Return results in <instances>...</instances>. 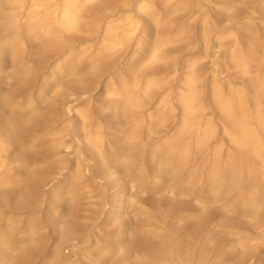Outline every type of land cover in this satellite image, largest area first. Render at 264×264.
Segmentation results:
<instances>
[{
  "label": "bare ground",
  "instance_id": "1",
  "mask_svg": "<svg viewBox=\"0 0 264 264\" xmlns=\"http://www.w3.org/2000/svg\"><path fill=\"white\" fill-rule=\"evenodd\" d=\"M186 11L193 12V24L182 21ZM27 40L40 43L42 70L19 67ZM184 42L198 50L181 76L173 77L177 70L157 73L172 58L168 48ZM129 48L128 60L120 61ZM262 50L264 0H0V189L33 173L37 164L18 147L27 134L37 139L47 131L51 173L33 187L48 203L47 226L55 235L47 247L33 240L41 231L35 219L17 234L8 220L0 227V264H30L35 251L46 250L39 264H264ZM7 52L13 74L4 66ZM206 59L213 69L202 68ZM230 70L241 84L224 86L220 75ZM84 72L94 78L92 87ZM30 76L39 79L37 98L20 106L4 86ZM62 79L73 81L64 85ZM169 79L178 86L161 93ZM101 86L107 103L100 110L109 117L99 120L93 118V93ZM209 108L218 120L206 114ZM117 119L123 122L119 138H109L107 122ZM143 135L156 141L148 157L141 147L135 151ZM196 153L208 155L204 178L190 166ZM193 175L210 192L193 199V226L184 220V202L171 206L180 220L148 215L139 195L160 187L174 203L189 197ZM257 175L261 182L245 191L242 182ZM83 195L88 204L81 213L90 225L63 222L78 214L72 204ZM64 203L71 205L66 217L59 210ZM213 205L219 216L209 213ZM122 214L148 220L123 221ZM215 230H228L233 239L210 249Z\"/></svg>",
  "mask_w": 264,
  "mask_h": 264
},
{
  "label": "rangeland",
  "instance_id": "2",
  "mask_svg": "<svg viewBox=\"0 0 264 264\" xmlns=\"http://www.w3.org/2000/svg\"><path fill=\"white\" fill-rule=\"evenodd\" d=\"M212 8L207 3L204 4V7ZM193 12H184L181 13V19L182 21L190 20V22H194L195 18L192 16ZM26 47L20 51V54L22 55V59L24 60L20 64V68H24L29 65L32 68L42 70L45 64L46 56L42 55V48L40 46V43L38 41H31L27 40ZM198 48H195L193 44L182 43L179 46L168 48V52L172 55L171 60L166 64V66L161 65L156 67L155 69L157 73L165 72L170 73L172 71H176L175 75L173 77H176L178 79L179 76L183 73V68L185 66V60L188 59V57L191 56V54L196 53ZM132 52V48H129L127 50V53L123 54V57L120 59V61H127L130 57V54ZM261 54H264V50L261 51ZM50 57V56H48ZM121 57V55H119ZM54 60V59H53ZM52 60V61H53ZM211 59H206L202 62V68L204 70L206 69H213L214 64L211 62ZM4 66L7 69V73L13 74L14 70V62L11 58V55L9 52H7L4 56ZM221 71V70H219ZM46 71H42L40 74H43ZM84 77V82L86 85L92 87L94 84V78L90 76L88 73L84 72L82 74ZM220 79L223 80V84L225 87H227V81L231 80L232 82L236 84H241V81L236 78L232 72L225 71L224 74L220 75ZM71 79H62L61 82L64 85H68L69 82H72ZM105 81V78L101 79V83L103 84ZM73 83H76L74 81ZM177 82L174 80L169 79L163 89L160 91L169 93L168 90L173 88L175 89L177 87ZM39 87V79L37 77H29L26 82H22L19 80H12L9 83L5 84L4 90L8 93H15V100L18 102V105L25 106L27 102L29 101H35L37 98V90ZM208 88V87H207ZM55 88L54 86L50 88L48 92V96L51 97L53 95ZM210 93V88L207 90L206 98H208ZM160 94V93H159ZM175 94H173V97ZM93 97L95 100V104L93 107V118L94 119H102V118H108L109 114L102 113L101 108L107 103V101L103 98L102 95V86L96 90L93 93ZM37 105V104H36ZM208 105H210V102H208ZM39 108L41 111L45 110L46 104H40ZM4 112L9 114V109H5ZM206 114L212 115L216 120H218L216 112L212 108H209L206 112ZM19 123H22L20 120ZM122 119L117 120H109L107 122V125L109 126L107 129L108 137H114L119 138L118 131L120 130V126L122 125ZM171 125H176L175 123ZM48 134L47 131H43L40 134H36L35 136H38L37 139H35L34 135L27 134L28 137L23 139V143H21V147H18V151L26 156L28 161L30 163H36L37 167L33 170V173L30 172L29 175H25V173H22V180L15 185L2 188L0 189V227L5 228L8 224V220H11L13 222V229L14 234L25 232V227L27 223L30 220H34V224L41 230L37 236L33 239L35 242H45L47 243V247H50L52 241L55 238V235L53 234L52 228L48 227V220L46 219V211L48 208V203H43L42 193H40L38 190L34 189L33 187V181L41 176H45L49 173H51L48 169L51 166V155L49 153V147H50V141L51 139L46 137ZM146 136L143 135L141 142H138L136 146V152H142L141 148L144 150L145 157H148L150 154L154 144L156 141H147L145 138ZM125 149L129 148V145L123 144ZM141 147V148H139ZM208 159L207 153H196L195 157L193 158V163L190 165L191 167L195 166V168H198L200 173L203 172V178L207 174V165L204 166ZM151 165V164H150ZM181 179V178H179ZM261 182V178L257 175L255 178H246L241 184V187L246 191L249 187H251L255 183ZM160 187H154V188H148L145 194L139 195L142 205L147 209V213L150 217L152 216H162V215H170L169 220H180L181 214L178 212H174V207H171L172 204H177L178 202H184L189 205V213L187 215H184V220H192V224L189 221V227L192 225L194 219L192 218V211H191V203L194 204L193 199L194 198H208L209 197V190L208 185L204 183L203 180L199 179V176L193 175L189 177V197L179 199V201H173L174 203L169 201L168 196L164 192H158ZM91 191L93 192V195H97L96 186H92ZM118 189H114L113 192H117ZM111 193L108 192V194L105 196L106 199L110 198ZM86 195L78 197L77 201L72 204L73 207L75 205V209H77V215L75 217L67 218V220H64L63 222H70L73 225H78L80 227L84 223H88L86 225H90L88 221H84V215L81 213L85 206L88 204V201H86ZM158 204L161 205V207H158ZM57 204H55L56 206ZM62 215L65 217L68 215V213L71 210L70 204H63L62 207L59 209ZM176 211V210H175ZM219 211L217 206H210L209 213H213L216 216H219ZM231 217L234 220H238L237 215H231ZM120 220L126 221V220H148V218H136L132 214L131 215H125L122 214ZM240 220V219H239ZM62 222V223H63ZM67 224V223H66ZM43 228V229H42ZM113 227L109 228V232H112ZM216 231V230H215ZM11 232V231H9ZM13 234V235H14ZM215 238L212 243H210V249H218L219 247L224 246L225 244L229 243L233 239V237L230 235L228 230H218L215 232ZM13 237H17L16 235ZM23 242L26 241V239L22 240ZM30 248V246H29ZM263 249H261L260 252H262ZM46 251H40V252H34L33 255L35 258L31 259L30 264H39V257L40 255L46 254ZM65 254L68 256L71 254L70 249L65 250ZM15 261L20 262V257L15 255L14 256ZM34 259V260H33ZM264 261V259H263Z\"/></svg>",
  "mask_w": 264,
  "mask_h": 264
}]
</instances>
